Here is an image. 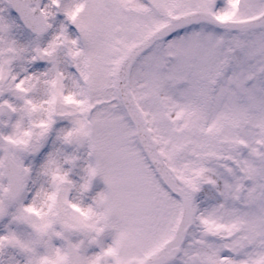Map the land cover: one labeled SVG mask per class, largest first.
Returning <instances> with one entry per match:
<instances>
[{
	"label": "snow or ice",
	"instance_id": "6c2138e0",
	"mask_svg": "<svg viewBox=\"0 0 264 264\" xmlns=\"http://www.w3.org/2000/svg\"><path fill=\"white\" fill-rule=\"evenodd\" d=\"M0 264H264V0H0Z\"/></svg>",
	"mask_w": 264,
	"mask_h": 264
}]
</instances>
